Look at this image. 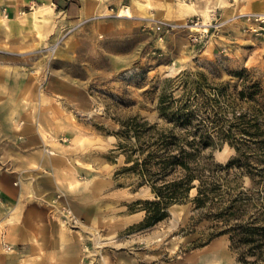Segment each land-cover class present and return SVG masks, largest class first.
Returning <instances> with one entry per match:
<instances>
[{"label": "rangeland", "instance_id": "374dc122", "mask_svg": "<svg viewBox=\"0 0 264 264\" xmlns=\"http://www.w3.org/2000/svg\"><path fill=\"white\" fill-rule=\"evenodd\" d=\"M59 1L49 0V4L54 3L57 10ZM109 1V9L115 10L119 2L123 4L119 8L129 3ZM234 1L133 0L135 7L149 10L142 19L96 15L56 24V16L43 12H37L35 19L31 16L34 37L42 43L20 57L23 74L13 83L12 93L20 116L15 129L19 132L24 119H29L27 113L33 111L37 94L48 90L52 101L58 107L62 104V117L52 109L55 121L39 127L45 141L63 143V173L72 187L56 190L53 202L63 225L70 229L84 225L99 259L109 253L115 256V264H242L230 247L228 234L216 235L222 224L209 216L214 210L195 207V188L183 203L168 207L166 218L141 225L142 201L153 199V194L136 175L124 170L127 163L117 149L115 134L121 121L135 117L165 125L166 118L159 111L161 95L184 100L192 92L191 80L197 73L211 86L227 85L224 91L231 98L251 82L264 87V31H260L264 22L237 17L245 13L263 17L264 12H231ZM34 4L25 6L21 14L27 16ZM213 11L223 26L218 34L198 43L190 39L187 29L159 32L151 23V19L175 23L191 17L206 23ZM59 37L57 49L49 53L45 47ZM65 85L67 98L55 93L65 90ZM199 95L200 99L212 97L206 88ZM219 105L223 119H232V113L244 111L248 117L251 113L239 99L230 105L222 98ZM204 113L196 110V119ZM235 143L223 142L211 151L215 163L225 165L238 159L220 172L227 180L224 188L231 191L237 182L233 193L242 191L251 203L263 201L264 173L251 178L239 165V159L244 160L239 158V149L248 155L260 151L253 144L241 146L239 137ZM74 209L85 219H77ZM65 213L74 216L75 222L65 220Z\"/></svg>", "mask_w": 264, "mask_h": 264}, {"label": "crops", "instance_id": "0c3cea01", "mask_svg": "<svg viewBox=\"0 0 264 264\" xmlns=\"http://www.w3.org/2000/svg\"><path fill=\"white\" fill-rule=\"evenodd\" d=\"M31 2L36 5L33 11L22 15ZM110 4L109 0H60V9L56 10L49 0H0V158L6 157L4 161L0 159V264H115V256L109 253L98 258L84 225L76 229L63 225L53 202L55 191H67L71 183L63 173V143L49 138L45 141L39 127L55 121L52 109L59 110L62 117V104L58 107L48 90L37 94L33 111L27 113L29 119H24L21 130L16 132L14 124L20 116L12 98L16 87L13 83L23 74L20 57L42 41L34 37L31 16L35 19L37 12L56 16V24L77 17H114L110 16L115 11L109 9ZM125 5L131 12L130 18L122 17L125 19H142L149 12L135 7L133 0ZM236 11L264 12V0H235L231 12ZM64 88L55 93L67 98L68 86ZM47 144H52L51 148ZM73 212L77 219H85L75 209Z\"/></svg>", "mask_w": 264, "mask_h": 264}, {"label": "trees", "instance_id": "16d2710c", "mask_svg": "<svg viewBox=\"0 0 264 264\" xmlns=\"http://www.w3.org/2000/svg\"><path fill=\"white\" fill-rule=\"evenodd\" d=\"M191 84L192 92L184 100L161 95L159 111L166 118L165 125L135 117L121 121L115 133L117 149L124 153L127 163L124 170L136 175L153 194V199L142 201L145 215L141 225L150 226L166 218L168 207L183 203L195 188V207L214 210L209 216L222 224L216 235L228 234L239 262L264 264V200L251 203L242 191L233 193L237 182L231 191L226 190L227 180L220 172L238 159L223 165L213 162L211 154L223 142L236 146L239 137L241 146L253 144L260 151L248 155L239 149V158L244 157L239 159L242 172L251 178L262 176L264 87L254 81L243 85L236 98H231L224 91L227 85L211 86L201 73ZM204 88L212 97L200 99ZM222 98L230 105L235 104V99L247 103L251 109L249 117L242 111L232 113V119L221 118ZM199 109L205 111L204 117L196 119Z\"/></svg>", "mask_w": 264, "mask_h": 264}, {"label": "built area", "instance_id": "2783aa9c", "mask_svg": "<svg viewBox=\"0 0 264 264\" xmlns=\"http://www.w3.org/2000/svg\"><path fill=\"white\" fill-rule=\"evenodd\" d=\"M130 9L127 6H121L120 8H117L115 11L111 13V16L122 18V17H131V13L129 12ZM242 16L246 20H260L261 22H264V16L254 14V13H245V14H240L237 15V17ZM151 23L153 25V28L156 31H169V30H175V29H187L190 31V39L194 43H198L206 39L207 37H212L218 34L219 30L223 26L224 21L221 20L220 18H217L215 15V12L213 11L210 15L209 20L205 23L202 21H199L198 19L191 17L183 22H169V21H164L160 19H151ZM260 31H264V26L260 27ZM61 37L55 39L53 42L49 43L45 47L46 50L49 51V53H54L55 50L57 49ZM65 220H69L72 222H75V217L65 213L64 214Z\"/></svg>", "mask_w": 264, "mask_h": 264}, {"label": "bare ground", "instance_id": "6f19581e", "mask_svg": "<svg viewBox=\"0 0 264 264\" xmlns=\"http://www.w3.org/2000/svg\"><path fill=\"white\" fill-rule=\"evenodd\" d=\"M129 8V7H128ZM130 12V11H129ZM131 13V12H130Z\"/></svg>", "mask_w": 264, "mask_h": 264}]
</instances>
